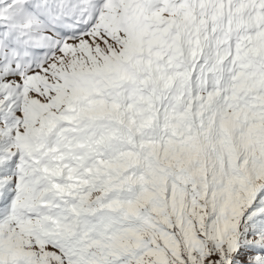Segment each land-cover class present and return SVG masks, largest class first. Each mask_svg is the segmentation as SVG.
<instances>
[{"label": "snow or ice", "instance_id": "6c2138e0", "mask_svg": "<svg viewBox=\"0 0 264 264\" xmlns=\"http://www.w3.org/2000/svg\"><path fill=\"white\" fill-rule=\"evenodd\" d=\"M0 264H264V0H0Z\"/></svg>", "mask_w": 264, "mask_h": 264}]
</instances>
